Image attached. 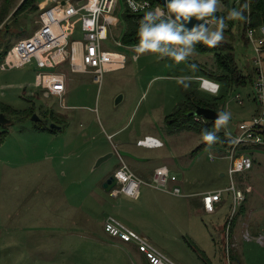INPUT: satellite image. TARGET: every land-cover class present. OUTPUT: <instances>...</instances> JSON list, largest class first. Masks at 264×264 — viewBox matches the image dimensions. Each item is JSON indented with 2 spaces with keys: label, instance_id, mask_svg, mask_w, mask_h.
<instances>
[{
  "label": "rangeland",
  "instance_id": "obj_1",
  "mask_svg": "<svg viewBox=\"0 0 264 264\" xmlns=\"http://www.w3.org/2000/svg\"><path fill=\"white\" fill-rule=\"evenodd\" d=\"M23 1L0 0V113L13 121L0 126V264H145L143 260L150 264L135 245L125 244V252L114 246L119 240L104 229L108 216L147 236L176 264H227L226 226L222 233L217 226L234 211L233 185L245 193L246 200L236 208L230 230L234 245L231 264H235V255H245L246 264H264V244L256 241L259 233L264 235V145L239 146L238 151L250 155L254 165L233 179L227 173L228 160L220 158L227 152L223 138L236 136L239 125L252 121L260 110L250 79L257 80L256 69L261 67L253 61L251 47L245 46L240 36L235 40L236 63L249 81L246 86H234L218 103L219 112L230 111L232 117L226 127L216 131L217 141L209 146L194 128L173 130L167 120L181 106L187 91L195 83L199 86L197 77L212 80L202 70H214L213 54L194 50L186 62L176 63L167 54L161 59L156 53H137L136 46L120 48L114 40L122 42L127 31L123 10L121 23L113 28L114 39L111 35L105 47L126 56L125 68L106 73L102 85L91 74L68 70L64 108L60 98H47L36 86L40 70L35 60L23 68H1L5 50L32 36L40 27L41 11L55 5L53 0H37L38 11L14 15ZM228 1L230 6L236 2ZM221 3L218 11L227 12ZM69 24L73 27L70 42L83 41L79 17L62 25L67 30ZM229 39L224 34L223 41ZM262 68L264 71V62ZM45 71L54 72L55 68ZM185 76L191 77L185 81L187 87L177 83L178 77ZM201 92L210 99L220 96ZM120 96L122 102L116 105ZM2 106L18 112L34 107L33 116L38 115L42 123L34 122L33 116L18 119L4 113ZM49 112L61 119V130L55 133L40 130L41 125L55 124L47 118ZM120 129H125L120 136L109 138ZM133 133L155 135L165 147L122 146L149 160L140 163L125 158L128 166L150 173L161 165H173L182 197L145 185L138 200L123 195L115 198L103 189L105 180L121 166L114 146ZM107 150L113 157L97 166L101 157L96 156ZM210 155L218 158L211 161ZM249 186L251 192H247ZM217 190L224 192L215 215L197 209L201 194Z\"/></svg>",
  "mask_w": 264,
  "mask_h": 264
},
{
  "label": "built area",
  "instance_id": "obj_2",
  "mask_svg": "<svg viewBox=\"0 0 264 264\" xmlns=\"http://www.w3.org/2000/svg\"><path fill=\"white\" fill-rule=\"evenodd\" d=\"M64 1L66 3L62 5ZM125 1L126 4H122L121 0H79L76 2L53 0L55 5L39 14V29L29 38L17 41L8 51L4 62L1 64L2 70L23 68L35 60L37 68L40 70L36 77V86L43 90L45 97H58L61 99L62 106L67 107L64 99L67 93V75L45 71L46 68L59 67L68 62L73 73L91 74L94 81L102 85L106 73L123 69L127 63L126 56L122 52L111 51L104 46L111 35L114 39L112 32L113 28H117L121 23L120 13L128 9L133 14L144 15L147 11L161 8L167 14L166 6H162L158 2L156 5H152L149 1L136 0L137 10L132 11L128 6V0ZM76 17H79L84 40L70 42L73 27L69 24L66 30L62 24ZM245 33L249 47L255 54L253 61L261 67L256 69L258 78L252 83L255 88V100L260 110L252 121L239 125L236 136L230 138L232 141L226 148L227 152L221 157L229 161L227 173L232 179L237 173L251 170L254 165L250 155L238 151L239 146L264 145V71L262 68L264 62V26L253 27L250 19H248ZM114 42L120 48L129 49L131 47L126 46L123 42H116L115 40ZM199 81L201 91L213 95L220 93V83L207 78H199ZM213 84L220 85L219 90L215 93L211 91ZM195 121L198 123L206 122V119L195 116ZM137 145L144 148H160L164 146V143L156 138L146 137L138 141ZM118 155L121 158V166L115 173L118 185L110 192L111 196L117 198L123 195L130 199H138L143 185L182 196L181 188L169 189L170 183L175 182L177 177L172 174L168 166L158 167L150 182H146L132 171L120 154ZM216 158L218 157L210 155L211 161H215ZM237 191L241 193L240 197L236 196ZM232 192L234 211L225 223L224 250L227 264H231V250L234 246L230 241L234 213L236 208L246 200L245 193L234 185ZM222 193L223 191L220 190L203 194V206L207 213L216 212V205L221 202ZM104 229L111 238L126 244L136 245L139 251L145 254L150 264H176L156 248L147 237L139 234L114 216L106 218Z\"/></svg>",
  "mask_w": 264,
  "mask_h": 264
},
{
  "label": "clouds",
  "instance_id": "obj_3",
  "mask_svg": "<svg viewBox=\"0 0 264 264\" xmlns=\"http://www.w3.org/2000/svg\"><path fill=\"white\" fill-rule=\"evenodd\" d=\"M219 3L220 0H164L167 14L163 9L155 8L145 12L141 18L136 52L156 53L161 59L167 53L169 58L180 63L188 60L198 43L216 47L224 40L226 22H246L248 19L246 12L249 10L248 0H245L239 8H231L226 16L216 15ZM128 6L132 11H136L138 7L136 0H128ZM193 17L196 21L203 22L195 23L189 28L188 24ZM211 25L215 26L214 29L210 27ZM189 67L195 70L197 66L190 64ZM190 79L191 77L187 76L178 77L177 83L187 87L185 81ZM219 87V84H213L211 91L215 93ZM231 117L230 111L219 112L215 119V130H204L203 141L209 146L214 144L217 141L216 131L226 127ZM236 196L240 197L241 193L237 191Z\"/></svg>",
  "mask_w": 264,
  "mask_h": 264
},
{
  "label": "trees",
  "instance_id": "obj_4",
  "mask_svg": "<svg viewBox=\"0 0 264 264\" xmlns=\"http://www.w3.org/2000/svg\"><path fill=\"white\" fill-rule=\"evenodd\" d=\"M138 1H149L152 5H156L155 0H138ZM222 5L224 4V10L227 12L217 11L216 15L226 16L228 11L233 8H239L245 0H236L234 5H229L228 0H220ZM37 0H24L21 6L18 8L14 15H19L28 10L38 11V5L36 4ZM249 10L246 12L248 19H250V23L253 27L259 28L264 26V0H248ZM142 14H133L128 9L125 10V14L123 16L125 23L127 24V31L123 36L122 42L126 46H136L138 44V27ZM238 22V21H227L226 27L224 30V34H227L230 39L221 41L216 47H208L202 43H198L196 45L195 51L201 54H213L215 58V68L213 71H203L204 75L211 78L213 81L221 84L220 96L208 98L202 94L197 88H191V91H187L185 94V100L181 104V106L176 109V111L170 115L166 120L169 123V126L173 130H186V128H194L195 131L199 133H203L204 130L213 131L215 128V121H206V124H199L195 121V116L191 114L197 110V108H207L215 110L219 113L218 103L221 102L224 97L229 94L234 86H246L248 84V78L246 77L240 68L238 67L235 60V40L239 38L244 42L245 46H249V43L246 38V25L248 22ZM2 19H0V22ZM237 34V36H235ZM12 48H7L3 55H6L8 51ZM165 53L164 55H166ZM250 82L253 81L250 79ZM2 111L8 112L12 116L21 117V119H30L33 114L36 112L34 107L29 108L27 111L18 112L15 110H10L7 107L2 106ZM47 118L51 119L55 124L61 123V119H59L54 113H47ZM42 123V121H40ZM40 130L48 131L51 133H55L56 129L51 128L50 126L44 125L40 127ZM3 134L1 133V136ZM227 137L223 138V147L226 149L228 145H226ZM262 145H252L251 148H257ZM233 224V223H232ZM233 261L235 264H242L239 262L236 256L233 257Z\"/></svg>",
  "mask_w": 264,
  "mask_h": 264
},
{
  "label": "crops",
  "instance_id": "obj_5",
  "mask_svg": "<svg viewBox=\"0 0 264 264\" xmlns=\"http://www.w3.org/2000/svg\"><path fill=\"white\" fill-rule=\"evenodd\" d=\"M104 46H106L105 44H104ZM106 48V47H105ZM107 49V48H106ZM109 50V49H108ZM112 51V50H111ZM53 68H55V71L54 72H59V73H64L65 75H67V78H68V80H67V93H68V81H69V73H68V70L70 71V72H72L71 71V67H70V64L67 62V63H65V64H63V65H61V66H59V67H53ZM124 69V68H123ZM119 70H121V69H119ZM114 71H116V70H114ZM201 71V70H200ZM110 72H112V71H110ZM73 73V72H72ZM199 78H202L201 76L200 77H197L196 78V80L198 81V82H200L199 81ZM203 78H205V77H203ZM213 81V80H212ZM194 86H195V88H197L199 91H201L200 90V84H199V86H197V84L195 83L194 84ZM193 86V87H194ZM67 93H66V95H67ZM65 95V96H66ZM64 99H66L65 97H64ZM67 106V105H66ZM124 130L125 129H120V130H117L116 132H113V134L109 137V138H112V137H118V136H120L123 132H124ZM59 131V130H58ZM43 133H51V132H48V131H43ZM145 134V133H144ZM137 137H139V138H137ZM146 137H153V138H156V139H158V140H160L161 142H163L160 138H158L157 136H155V135H149V134H145V135H143V137H142V134H137V133H133V134H130L129 136H127V137H125V138H123L118 144L119 145H117V147H115L114 146V148H115V150H116V153H117V155L119 154V152L120 151H125V152H129V153H132V154H134L135 156H137V157H139L140 158V155L136 152V151H132V150H128V149H122L121 147L122 146H130V147H133V148H137V149H147V150H158V149H162V148H164L165 147V144H164V146L163 147H160V148H144V147H141V146H138L137 145V142L138 141H140V140H143L144 138H146ZM228 138V137H227ZM228 139H230V138H228ZM227 139V140H228ZM164 143V142H163ZM109 152V150H107V151H103V152H100V153H98V155L96 156V159H98V158H100V157H102V156H105V154H107ZM222 157V156H221ZM220 157V158H221ZM126 159H129V158H126ZM221 159H223V158H221ZM123 160L125 161V158H123ZM132 160V159H131ZM211 160V159H210ZM134 161V160H133ZM149 161V160H148ZM148 161H146V162H148ZM126 162V161H125ZM137 162V161H136ZM146 162H140V163H146ZM229 162V161H228ZM127 163V162H126ZM128 165V164H127ZM161 166H168L170 169H171V172L172 173H174L175 174V176L177 175V173H176V169H175V167L173 166V165H168V164H164V165H161ZM229 167V166H228ZM120 168V167H119ZM157 169V168H156ZM155 169V170H156ZM155 170L153 171V172H148L147 170H144V169H141V168H139V169H134V171L136 172L135 174H137V176L139 177V178H141L142 180H144V181H146V180H151V178L153 177V175H154V172H155ZM133 171V170H132ZM133 171V172H134ZM222 176H225V175H222ZM177 177V180L175 181V182H171L170 184L172 185V187L171 188H169V189H172L173 187H179V188H181L180 187V181H179V178H178V176H176ZM109 178V177H108ZM107 178V179H108ZM106 179V180H107ZM105 180V181H106ZM179 181V182H178ZM145 186H147V185H145ZM148 187H150V186H148ZM152 188V187H151ZM154 189V188H153ZM248 189H251L250 191H247V192H251L252 191V187L251 186H249L248 187ZM157 190V189H156ZM182 190V189H181ZM158 191H160V192H163V193H166V194H169V195H172V196H176V195H174V194H172V193H170V192H168V191H162V190H158ZM217 191H220V190H217ZM223 192H224V190H222ZM212 192H216V191H212ZM203 194H205V193H203ZM203 194H201V196H200V199L199 200H197V202H196V205H197V209H200L201 211H203V212H205L207 215H215L219 210H220V206H221V202H222V200H221V202L220 203H218L217 205H216V212L215 213H207L206 211H205V209H204V206H203V201H202V196H203ZM141 196H142V192L140 193V196H139V198L138 199H140L141 198ZM182 196H183V192H182ZM182 196H176V197H182ZM222 196H223V193H222ZM130 199V198H129ZM138 199H133V200H138ZM225 223H226V221H225ZM225 223L221 226V225H218L217 227H218V230H219V233H222V230H223V226L225 225ZM134 230V229H133ZM143 235V234H142ZM145 236V235H144ZM145 237H147V236H145ZM148 238V237H147ZM149 239V238H148ZM260 239H263V241H261V243L259 242L260 241ZM150 240V239H149ZM251 240H253V238H251ZM256 241H258L259 243H260V245H263L264 244V235L262 234V233H259V239L258 240H256ZM152 243V242H151ZM126 243H123V242H121V241H119V242H115L114 243V246L115 247H117V248H120L122 251H124L125 250V248H126V245H125ZM153 244V243H152ZM134 245V244H133ZM154 245V244H153ZM237 245V244H236ZM235 245V246H236ZM136 246V245H135ZM155 246V245H154ZM137 247V246H136ZM156 247V246H155ZM157 248V247H156ZM160 250V249H159ZM161 251V250H160ZM125 252V251H124ZM236 256V255H235ZM237 258H238V260H239V262H241L242 264H246V261H245V259H244V257H245V255L242 257L241 255L240 256H236ZM143 261H145V264H147L148 262L146 261V260H143Z\"/></svg>",
  "mask_w": 264,
  "mask_h": 264
},
{
  "label": "water",
  "instance_id": "obj_6",
  "mask_svg": "<svg viewBox=\"0 0 264 264\" xmlns=\"http://www.w3.org/2000/svg\"><path fill=\"white\" fill-rule=\"evenodd\" d=\"M155 1L158 2L159 4H161L162 6H165L164 5V0H155ZM65 3H66L65 1L62 2V5H65ZM202 22L203 21H196L195 18L193 17V18H191V20H190V22L188 24V27L191 28L193 24L202 23ZM166 57H168V54L166 55ZM122 99H123V97L120 96L116 100V105H119L120 102H122ZM217 114H218V112L215 111V110L199 107L191 115L192 116H201V117L205 118L206 120L215 121V119L217 118ZM32 120L34 122H39L40 121V117L35 114L33 116ZM12 123H13V121L8 119L5 116V114L0 113V126H6V125L12 124ZM50 127L54 128V129L61 130L60 128H58L59 126L56 125V124H51ZM231 141H232L231 139H228L227 142H226V145H229L231 143ZM119 154L123 158H129V159H132V160L137 161V162H146V161H148V159L139 158V157L135 156L134 154L129 153V152H125V151H120ZM112 157H113V154H107L105 156H102L99 159V161L97 163V166L101 165L103 162H105L106 160H108V159H110ZM117 185H118V180H117L115 174H113L103 183V189L106 192L110 193Z\"/></svg>",
  "mask_w": 264,
  "mask_h": 264
}]
</instances>
